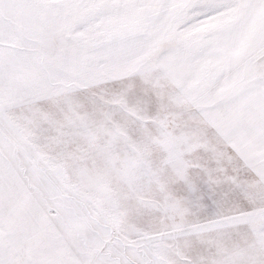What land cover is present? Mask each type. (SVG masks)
Instances as JSON below:
<instances>
[{
	"label": "snow or ice",
	"instance_id": "6c2138e0",
	"mask_svg": "<svg viewBox=\"0 0 264 264\" xmlns=\"http://www.w3.org/2000/svg\"><path fill=\"white\" fill-rule=\"evenodd\" d=\"M0 264H264V0H0Z\"/></svg>",
	"mask_w": 264,
	"mask_h": 264
}]
</instances>
